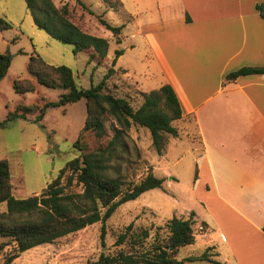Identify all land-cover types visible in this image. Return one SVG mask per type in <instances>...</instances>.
Wrapping results in <instances>:
<instances>
[{"label":"rangeland","instance_id":"374dc122","mask_svg":"<svg viewBox=\"0 0 264 264\" xmlns=\"http://www.w3.org/2000/svg\"><path fill=\"white\" fill-rule=\"evenodd\" d=\"M57 7H69L70 19L84 32L104 37L110 42L112 50L106 59H89L93 50L75 54V47L53 39L46 31L39 29L33 21L26 0H0V17L14 24V29L0 33V53L6 51L13 55L8 75L0 83V160H7L11 166L14 196L26 199L40 195L53 180L59 178L66 165L83 154L105 149L113 140L117 124L108 117L106 135L99 138L92 131L82 132L87 119V103L81 100L58 108H50L45 117L37 121L41 108L50 102H58L68 93L63 88H50L41 85L36 76L29 73L27 64L35 52L48 64L70 68L79 88L89 89L97 86L113 67L115 51L132 44V28L115 37L101 24V19L113 26H122L125 15L106 14L104 8L121 11L117 0H53ZM19 39L15 44L11 40ZM119 48V49H117ZM115 49V50H114ZM134 52L122 59V65L134 61ZM21 89L33 86L32 92L20 94L14 90V81ZM130 77L122 70H116L107 83L109 90L117 97L127 98L135 109L143 103L142 93L132 84ZM26 108L31 111L26 112ZM25 113L27 119L7 121L9 114ZM179 136L165 134L163 150L159 154L153 145L147 129L133 126L119 138L114 155L110 158L109 174L121 179L126 185L139 182L148 175L165 178L162 190H152L136 201L119 207L106 222V232L102 239V223L58 239L53 244H44L23 253L15 264H86L97 261L101 254L116 255L128 251V246H116L118 237L132 225L133 231L147 229L151 238L165 234L166 224L173 218L189 219L196 209L195 178L197 174L195 155L201 153V145L195 131L186 128L181 120L174 122ZM81 137V138H80ZM80 142L77 144L78 139ZM83 150L80 151L78 147ZM71 172L63 174L61 183L69 194H81L83 188L74 180L68 187ZM7 213V205H0V215ZM195 213V212H194ZM195 221L197 241L181 250L180 259L200 257L207 252L208 260L187 264H215V252L206 248L203 236L206 226ZM1 219V218H0ZM17 222L27 220V216H14ZM3 238L0 243H8ZM6 247L0 252V264L5 255L11 252Z\"/></svg>","mask_w":264,"mask_h":264},{"label":"crops","instance_id":"0c3cea01","mask_svg":"<svg viewBox=\"0 0 264 264\" xmlns=\"http://www.w3.org/2000/svg\"><path fill=\"white\" fill-rule=\"evenodd\" d=\"M117 1L120 12L104 11L125 15L120 44L127 28L133 40L114 69L142 94L170 85L198 136L194 212L206 248L221 264H264V74L227 81L264 67V0Z\"/></svg>","mask_w":264,"mask_h":264},{"label":"trees","instance_id":"16d2710c","mask_svg":"<svg viewBox=\"0 0 264 264\" xmlns=\"http://www.w3.org/2000/svg\"><path fill=\"white\" fill-rule=\"evenodd\" d=\"M108 2L109 0H103ZM119 2V1H118ZM34 24L46 31L53 39L75 47L78 52L93 50L89 62L96 56L106 59L109 55L110 42L104 37L94 36L84 32L70 19L67 5L59 8L53 0H26ZM120 6L121 3L119 2ZM264 18V4L257 6ZM101 24L115 37L122 34L123 26H113L101 19ZM14 29V24L6 18L0 17V33ZM15 37L11 44L18 40ZM117 43L121 41L118 39ZM124 54L123 50L115 51L113 67L103 80L89 89L79 88L73 71L66 66L48 64L36 52L29 58L27 70L37 77L41 85L50 88H63L69 92L64 94L58 102L45 104L40 111L37 121L45 117L50 108H58L81 100L87 103V119L82 132L92 131L97 137L106 135V120L111 117L117 128L113 140L105 149L83 154L71 160L59 176L48 184L40 194L26 199L14 196L11 167L7 160H0V205H7V213L0 215V239L11 241L0 243V252L11 247V252L5 255L3 264H15L20 256L32 248L53 244L58 239L80 232L89 226L102 223V239L106 232V222L122 205L136 201L143 194L152 190H162L165 178L148 175L139 182L127 185L117 177L109 174L110 158L114 155L119 138L126 134L133 126L147 129L152 137L153 145L161 154L165 134L178 137V128L174 122L183 118V110L174 89L165 85L150 93H143V103L135 109L125 97H117L107 87V83L115 74V63ZM13 55L6 51L0 53V83L8 75L12 66ZM263 68H243L227 76V81H236L239 77L249 75H263ZM14 90L24 94L32 92L33 86L26 89L19 87L14 81ZM31 109L26 108V112ZM27 119L25 113L9 114L7 121ZM1 125V124H0ZM81 138V137H80ZM80 138L77 144L80 142ZM76 144V147H78ZM80 151L83 149L78 147ZM71 172L68 177V187L74 180L81 185V194H69L61 183L64 173ZM14 216H27V220L17 222ZM195 213H192V217ZM173 218L165 226V234L151 238L150 231L143 229L133 231L130 225L122 233L116 246H128V251H120L116 255L101 254L97 261L86 264H187L194 261L208 260L207 252L200 257L180 259L182 249L192 246L197 241L193 218ZM264 230V229H263ZM210 248L209 250H211ZM215 264H221L215 262Z\"/></svg>","mask_w":264,"mask_h":264}]
</instances>
